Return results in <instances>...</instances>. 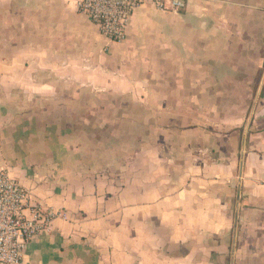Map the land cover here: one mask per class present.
<instances>
[{"label":"crops","instance_id":"1","mask_svg":"<svg viewBox=\"0 0 264 264\" xmlns=\"http://www.w3.org/2000/svg\"><path fill=\"white\" fill-rule=\"evenodd\" d=\"M0 169L67 217L24 264H264V0L145 5L121 43L0 0Z\"/></svg>","mask_w":264,"mask_h":264},{"label":"built area","instance_id":"2","mask_svg":"<svg viewBox=\"0 0 264 264\" xmlns=\"http://www.w3.org/2000/svg\"><path fill=\"white\" fill-rule=\"evenodd\" d=\"M78 14L96 26L112 43L126 39L136 10L149 5L165 14L187 11L189 0H71ZM56 219L67 220L62 212L34 205L29 192L0 169V264H24L32 240L48 231Z\"/></svg>","mask_w":264,"mask_h":264},{"label":"rangeland","instance_id":"3","mask_svg":"<svg viewBox=\"0 0 264 264\" xmlns=\"http://www.w3.org/2000/svg\"><path fill=\"white\" fill-rule=\"evenodd\" d=\"M104 133H106V130L104 131ZM119 151V149L117 150V152ZM121 152V151H120ZM103 154V153H102Z\"/></svg>","mask_w":264,"mask_h":264}]
</instances>
